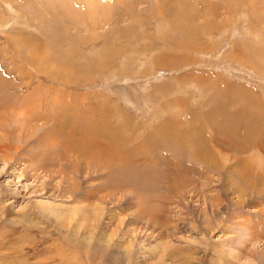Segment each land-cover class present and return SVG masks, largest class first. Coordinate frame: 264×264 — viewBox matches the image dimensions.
Here are the masks:
<instances>
[{
  "label": "rangeland",
  "instance_id": "obj_1",
  "mask_svg": "<svg viewBox=\"0 0 264 264\" xmlns=\"http://www.w3.org/2000/svg\"><path fill=\"white\" fill-rule=\"evenodd\" d=\"M0 102V264H264V0H0Z\"/></svg>",
  "mask_w": 264,
  "mask_h": 264
},
{
  "label": "bare ground",
  "instance_id": "obj_2",
  "mask_svg": "<svg viewBox=\"0 0 264 264\" xmlns=\"http://www.w3.org/2000/svg\"><path fill=\"white\" fill-rule=\"evenodd\" d=\"M224 85V84H223ZM223 90V89H222ZM220 93V92H219ZM224 93V92H223ZM226 93V92H225ZM231 93V92H230ZM221 94H222V92H221ZM229 94V93H228ZM224 96V95H223ZM226 100V99H225ZM228 100V99H227ZM231 100V99H230ZM233 100V99H232ZM24 102V101H23ZM228 102V101H227ZM1 103V102H0ZM25 104V103H24ZM23 104V105H24ZM30 103H28V105H29ZM1 107H0V110H2V108L4 107V105H0ZM26 104H25V106H24V108H26ZM28 107V106H27ZM29 108V107H28ZM4 110V109H3ZM221 110H223V109H221ZM216 112H217V110H216ZM1 113H2V115L6 118V117H8V115L6 114V113H4V111H1ZM221 113V112H220ZM219 113V114H220ZM222 113H223V111H222ZM4 114H6V115H4ZM210 114V113H209ZM214 114V113H213ZM211 115V114H210ZM217 115V114H216ZM223 115V114H222ZM225 115V114H224ZM208 116V115H207ZM214 116H215V114H214ZM214 116H212V118L214 117ZM219 116V115H218ZM217 116V117H218ZM221 116V115H220ZM222 117H224V116H222ZM210 118V117H209ZM215 118V117H214ZM216 119V118H215ZM219 119H221V118H219ZM189 120V119H188ZM197 120V119H196ZM203 120V122H204V119H200V121H202ZM207 120V119H206ZM210 120V119H209ZM223 120V119H222ZM221 120V121H222ZM224 120H226L227 121V118H225ZM55 121V120H54ZM190 121V120H189ZM213 121H215V120H213ZM198 121H196V123H197ZM216 122V121H215ZM254 122H255V115H251L250 117H249V122H248V124L246 125L245 124V129L244 128H240V127H242L241 125L239 126V127H231V126H229L228 128H224L223 126V123L224 122H219L218 124H220L219 125V127H216L215 126V128L216 129H214V131H212L211 133H212V135H203L202 136V138L200 139V140H206V138L208 137V136H210V138H213L214 139V141H213V143L215 144V145H221L222 143H223V146H221V148L220 147H216V146H214V147H216V148H218V149H221L222 151H231V150H233L232 148H230V150L229 149H227L226 147H227V145L222 141V139L220 140V139H217V138H215V135H217L218 137H220V136H222L221 138H226V143H228V144H230V145H232L233 147H234V149H235V151H238V150H240V149H242V148H245V146L244 145H246V143L247 144H252V145H254L258 150H259V152H261L263 155H264V126L263 127H261V129H260V127H254ZM189 123V122H188ZM205 123V122H204ZM217 123V122H216ZM215 123V125H218V124H216ZM102 124V123H101ZM207 124H209L208 122H207ZM104 125V124H103ZM190 125V124H189ZM194 125V124H193ZM192 125V126H193ZM198 125V124H197ZM202 125V124H201ZM100 128L102 127V125H98ZM191 126V125H190ZM211 126V125H210ZM210 126H208V127H210ZM80 127V126H79ZM90 127H92V126H90L89 125V127H87V126H82L81 128H80V134H81V136H82V141H80L79 143H74L73 142V140H72V138L70 139V138H66V140H69V141H66L67 142V146L69 147V148H72V150H74L75 151V153H76V155H89V154H87L86 153V149H85V147L86 146H88L90 143H92V141L94 140V137H95V132H97V134H96V138L99 136L98 134L100 133V132H98V131H101V129L100 130H94V129H92L91 130V128ZM173 127V126H172ZM88 128L90 129V130H88ZM105 128H106V126H105ZM117 128V127H116ZM206 126H205V128H202V129H205L206 130ZM240 128V129H239ZM96 129V128H95ZM112 129V128H111ZM110 129V130H111ZM123 129V128H122ZM169 129V128H168ZM199 128H195V127H190V132L192 133L193 131H195V130H198ZM210 130H211V128H209ZM212 129V130H213ZM120 130V129H119ZM183 130H185V129H183ZM207 130H208V128H207ZM113 131V130H112ZM185 132V131H184ZM188 132V131H187ZM112 133V132H111ZM194 133V132H193ZM208 133V132H207ZM211 133H209V134H211ZM101 134V133H100ZM180 134V133H179ZM200 134V133H199ZM198 134V135H199ZM219 134V135H218ZM117 135V134H116ZM189 135H191V134H189ZM195 135V134H194ZM229 135V136H228ZM174 136V135H173ZM197 136V135H196ZM113 137V136H112ZM183 137V136H182ZM182 137H180V139L182 138ZM233 137V138H232ZM209 138V137H208ZM183 139V138H182ZM217 139V140H216ZM231 139V140H230ZM116 140V139H115ZM120 140V139H119ZM118 140V141H119ZM199 140V141H200ZM242 140L244 141V143L242 144ZM111 141H114L113 139L111 140ZM193 141V140H192ZM201 141V142H202ZM194 143H197V141H194ZM199 143V142H198ZM205 143V142H204ZM123 144V143H122ZM201 145V144H200ZM204 145V144H203ZM85 146V147H84ZM193 147H194V145H192ZM6 144H2V146L0 147V152L1 153H3L4 151H5V149H6ZM202 147V146H201ZM223 147H225V148H223ZM194 148H197L198 150L200 149L199 148V146L197 147V146H195ZM254 149V148H253ZM252 149V150H253ZM196 151V150H195ZM207 151H209V148H208V150ZM197 152V151H196ZM84 153V154H83ZM193 153V152H192ZM198 153V152H197ZM212 153V152H211ZM194 154V153H193ZM199 154V153H198ZM197 154V155H198ZM195 155H196V153H195ZM207 155V154H206ZM208 156H210V155H208ZM208 156H203V157H199V156H196V160L198 161V163H203L205 166H207V167H210V169H213L215 172H221V168L219 167V166H217V164H215V163H217V162H211V161H208L209 159V157ZM91 157V156H90ZM208 157V158H207ZM114 158H116L115 156H114ZM212 158V157H211ZM90 159V158H89ZM113 159V158H112ZM117 160H119L120 159V157H119V159L118 158H116ZM122 159V158H121ZM227 160V159H226ZM123 161V160H122ZM122 161L121 160H119V162L120 163H122ZM194 161V160H193ZM117 163H118V161H116ZM209 169V168H208ZM228 171H229V167H227L226 169H225V173H228ZM241 171V170H240ZM230 173V172H229ZM226 176V175H225ZM243 176V175H242ZM240 180H242L241 178H240ZM254 183V182H253ZM255 184V183H254ZM252 185V184H251ZM260 186H261V184H260ZM259 186V187H260ZM229 187V189H232V191L235 189L231 184L228 186ZM235 187H237V186H235ZM263 187H264V184H263ZM234 188V189H233ZM237 189H238V187H237ZM261 191H263V190H261ZM257 194L259 195V192H257Z\"/></svg>",
  "mask_w": 264,
  "mask_h": 264
}]
</instances>
